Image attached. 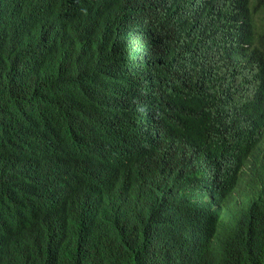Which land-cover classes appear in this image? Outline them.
I'll list each match as a JSON object with an SVG mask.
<instances>
[{"label": "trees", "instance_id": "trees-1", "mask_svg": "<svg viewBox=\"0 0 264 264\" xmlns=\"http://www.w3.org/2000/svg\"><path fill=\"white\" fill-rule=\"evenodd\" d=\"M0 264H264V0H0Z\"/></svg>", "mask_w": 264, "mask_h": 264}, {"label": "bare ground", "instance_id": "bare-ground-1", "mask_svg": "<svg viewBox=\"0 0 264 264\" xmlns=\"http://www.w3.org/2000/svg\"><path fill=\"white\" fill-rule=\"evenodd\" d=\"M110 56H111V55H110ZM138 124H139V123H138ZM140 124H141V123H140ZM147 127H148V126H147ZM64 184H66V183H64ZM166 214H167V212H165V216L167 217V215H166Z\"/></svg>", "mask_w": 264, "mask_h": 264}, {"label": "clouds", "instance_id": "clouds-1", "mask_svg": "<svg viewBox=\"0 0 264 264\" xmlns=\"http://www.w3.org/2000/svg\"><path fill=\"white\" fill-rule=\"evenodd\" d=\"M160 192V191H159ZM161 193V192H160ZM159 193V196H161V194ZM145 195V194H144Z\"/></svg>", "mask_w": 264, "mask_h": 264}]
</instances>
